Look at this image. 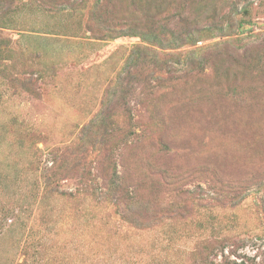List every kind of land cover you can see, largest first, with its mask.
<instances>
[{
  "label": "rangeland",
  "instance_id": "rangeland-1",
  "mask_svg": "<svg viewBox=\"0 0 264 264\" xmlns=\"http://www.w3.org/2000/svg\"><path fill=\"white\" fill-rule=\"evenodd\" d=\"M183 34L181 48L162 45L182 53L161 56L165 72L128 59ZM67 147L87 159L75 170L61 159L64 194L41 200ZM115 170L132 200L96 193ZM212 212L246 240L235 252L264 264V0H15L0 11V264H155L170 236H183L172 264H192Z\"/></svg>",
  "mask_w": 264,
  "mask_h": 264
},
{
  "label": "trees",
  "instance_id": "trees-1",
  "mask_svg": "<svg viewBox=\"0 0 264 264\" xmlns=\"http://www.w3.org/2000/svg\"><path fill=\"white\" fill-rule=\"evenodd\" d=\"M14 1L15 0H0V11H2L3 8L7 10V12L11 10V6L13 5ZM146 29L148 32H151L152 30L148 28ZM108 32L111 33V30H108ZM148 32L146 31L141 32L140 30H135L133 33V32H129V30L128 31L122 30L120 32H117L118 33L117 37L136 35L143 39V37H147V36L149 37ZM106 35L107 37H112L110 36V34H106ZM166 39L167 38L163 35L160 42H156V43H160L159 46H157V44L151 43V45H155L158 47L156 50H151L149 47L146 46L145 47L137 46L133 48L128 58L129 61L134 62V64H136V66L139 67L141 65L142 55H146L148 57V58L145 57L147 60L142 62L143 63L147 62L149 65H154L157 67V69L159 68V70L154 71V73L158 74L167 71L168 63L162 60L161 56L175 57V56H181L182 53L177 54L176 52H166L164 50L165 49L164 46H162L163 43H165V41H167L168 43H172L171 48L176 50L181 48V46H183V43L191 38L189 37L188 34L185 35L183 34V35H179V37L174 38L172 42ZM91 127L92 125H86V127L82 129L81 141H84L85 135L86 133H89ZM103 145H106V140L104 139V137L100 140L99 138H97L95 141L89 144V147L92 150L93 149L98 150L100 149L98 147H101ZM65 151H66V155L63 154L60 156L58 155L57 152L56 153L53 152L54 159L52 161V166L47 169V171L44 173L42 177L41 183L43 184V187L40 193L41 200H45L47 198L52 199L53 197H58L59 195L64 194L60 191L59 188L55 187V183L60 181L58 180L59 179L58 170L60 168L61 159L64 158V163L67 161H71L70 162L71 167L68 166V168L72 170H75L79 167L82 159H87V156H85L84 158L80 157L77 154L76 150L71 147H67ZM136 191L137 188H134L131 185H127L125 183V180L123 179V176L119 174L118 171L115 170L111 175H109V179L107 183L104 186H102L99 190H97L96 193L105 198L109 197L113 201L119 200L120 202H122V201H126L127 199L132 200L134 198V194L136 193ZM237 205L238 204H236V206ZM211 215L214 217L212 218L213 221L207 222V226L200 224L197 226V228L201 229V228L210 227V229L213 230L214 233L211 236H209V238L205 242L207 244L206 251H202V253H200V255L197 256V258H195L192 264H261L260 262H256L257 261L256 257L251 258L246 255L241 256L235 252V248L238 247L239 243L245 242L246 240L242 237L234 236L233 233H236L237 226L233 222L232 224L222 223L218 219L220 216L218 212H212ZM215 218L217 219V221H215ZM187 229H188L187 227L184 228V230ZM177 237L182 238L183 236L169 237L165 249L166 251L168 250V252H166L164 256L162 255L160 257L159 255L156 258H154L153 261L155 262V264H172V259L177 253V250L171 252L170 249L176 248L177 239H178ZM188 239H192V238H188ZM42 240H44V238ZM230 247H232V249ZM225 249L228 250L227 253ZM239 259L241 261H239Z\"/></svg>",
  "mask_w": 264,
  "mask_h": 264
}]
</instances>
